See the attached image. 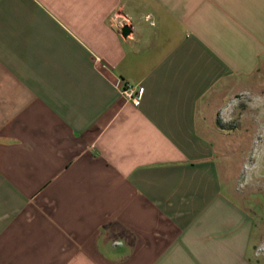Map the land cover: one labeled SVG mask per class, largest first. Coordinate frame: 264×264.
I'll list each match as a JSON object with an SVG mask.
<instances>
[{"label": "crops", "instance_id": "0c3cea01", "mask_svg": "<svg viewBox=\"0 0 264 264\" xmlns=\"http://www.w3.org/2000/svg\"><path fill=\"white\" fill-rule=\"evenodd\" d=\"M257 96L264 0H0V264H264Z\"/></svg>", "mask_w": 264, "mask_h": 264}, {"label": "rangeland", "instance_id": "374dc122", "mask_svg": "<svg viewBox=\"0 0 264 264\" xmlns=\"http://www.w3.org/2000/svg\"><path fill=\"white\" fill-rule=\"evenodd\" d=\"M239 114L227 137L229 167L244 170L236 181L239 194L264 219V108L248 111L241 118Z\"/></svg>", "mask_w": 264, "mask_h": 264}, {"label": "built area", "instance_id": "2783aa9c", "mask_svg": "<svg viewBox=\"0 0 264 264\" xmlns=\"http://www.w3.org/2000/svg\"><path fill=\"white\" fill-rule=\"evenodd\" d=\"M118 88L120 90L121 95L125 99L134 102L136 105H139L140 101L136 95V92L133 90V88L128 87L121 83L118 84Z\"/></svg>", "mask_w": 264, "mask_h": 264}, {"label": "water", "instance_id": "95a60500", "mask_svg": "<svg viewBox=\"0 0 264 264\" xmlns=\"http://www.w3.org/2000/svg\"><path fill=\"white\" fill-rule=\"evenodd\" d=\"M123 34H124L125 37H128L131 34V29L128 28V27H125L123 29Z\"/></svg>", "mask_w": 264, "mask_h": 264}, {"label": "clouds", "instance_id": "9594fccd", "mask_svg": "<svg viewBox=\"0 0 264 264\" xmlns=\"http://www.w3.org/2000/svg\"><path fill=\"white\" fill-rule=\"evenodd\" d=\"M255 99H256L257 101L264 102V97H259V96H257ZM261 136H264V132H261Z\"/></svg>", "mask_w": 264, "mask_h": 264}]
</instances>
